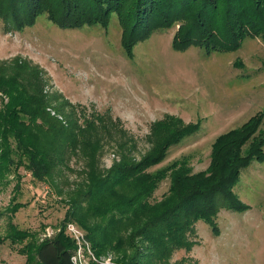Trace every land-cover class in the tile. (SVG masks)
<instances>
[{"label": "rangeland", "instance_id": "1", "mask_svg": "<svg viewBox=\"0 0 264 264\" xmlns=\"http://www.w3.org/2000/svg\"><path fill=\"white\" fill-rule=\"evenodd\" d=\"M129 10L123 8L122 16L115 14L106 24L78 28L60 27L43 11L23 29L12 28L0 17V74L22 64L27 77L34 81V75L38 76V85L54 104L48 111L64 121L71 118L84 128L86 138L103 143L98 156L103 170L119 162L124 147L136 159L155 148L169 133L170 116L183 122H172L176 129L197 126L170 146L162 162L148 169L168 170L151 197L159 202L169 193L174 167L186 164L193 173L208 170L219 136L257 114L264 121V36L247 33L233 49L208 50L202 44L175 49L174 40L191 23L189 18L154 31L129 54L122 26L124 22L128 27ZM0 96V105L8 101L1 92ZM87 128L91 133H86ZM86 169L83 153L77 150L68 152L54 183L35 179L24 166L5 176L0 182V235L4 238L0 264H26L22 250L30 239L16 236L13 240L15 230L35 234L38 240L64 230L77 243L69 230L73 224L93 251L86 230L67 215L68 191L81 181L79 171ZM234 191L248 210L222 209L219 234L199 221V243L189 252L176 251L172 261L191 256L199 264H264V160H253L241 171ZM118 256L110 251L99 257L103 261L99 264H118Z\"/></svg>", "mask_w": 264, "mask_h": 264}, {"label": "trees", "instance_id": "2", "mask_svg": "<svg viewBox=\"0 0 264 264\" xmlns=\"http://www.w3.org/2000/svg\"><path fill=\"white\" fill-rule=\"evenodd\" d=\"M126 7L130 8V21L128 27L122 23L123 45L129 54L154 31L189 18L191 23L174 40L175 49L185 50L192 44L208 50L233 49L247 33L264 36V0H57L54 4L48 0H0V17L12 28L23 29L33 25L43 11L60 27L78 28L106 24L113 15L122 16L120 10ZM25 70L20 64L13 72L0 74V92L8 98L0 105V182L11 170L24 166L35 179L48 178L54 183L63 172L57 169L68 152L82 151L87 169L79 171L81 181L68 191L67 215L86 230L98 258L114 251L119 254L118 264H199L191 256L172 261L176 251L189 252L199 243L197 223L204 221L219 234L217 220L222 209L248 210L234 185L253 160H264L262 115L217 138L208 170L193 173L186 164L174 167L168 195L152 202L168 170L148 169L162 162L170 146L197 126L176 129L172 122H183L170 116L169 133L155 148L136 159L121 146L122 158L103 170L98 157L103 143L91 135L86 138L84 128L71 118L64 121L48 111L53 102L38 85V76L33 81ZM85 131L91 133L92 129ZM15 234L13 240L16 236L30 239L22 250L27 254L26 264H75L78 244L64 230L42 240L19 230ZM3 241L0 235V243Z\"/></svg>", "mask_w": 264, "mask_h": 264}, {"label": "built area", "instance_id": "3", "mask_svg": "<svg viewBox=\"0 0 264 264\" xmlns=\"http://www.w3.org/2000/svg\"><path fill=\"white\" fill-rule=\"evenodd\" d=\"M69 230L72 231L75 237L78 239V248L73 256V261L75 264H95L103 262L94 254L90 248L89 242L79 232L75 225L69 224Z\"/></svg>", "mask_w": 264, "mask_h": 264}]
</instances>
